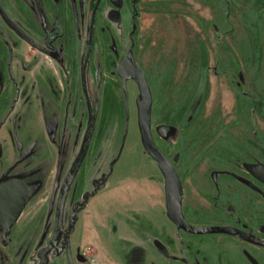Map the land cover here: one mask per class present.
<instances>
[{
    "label": "rangeland",
    "instance_id": "1",
    "mask_svg": "<svg viewBox=\"0 0 264 264\" xmlns=\"http://www.w3.org/2000/svg\"><path fill=\"white\" fill-rule=\"evenodd\" d=\"M69 2L0 0L39 44L41 21L66 29L47 57L0 19V185L33 190L5 242L0 230V264H264V185L251 173L264 166V0H124L113 20L103 5L88 50ZM132 45L186 219L250 238L177 234L141 142L140 91L117 75Z\"/></svg>",
    "mask_w": 264,
    "mask_h": 264
},
{
    "label": "water",
    "instance_id": "2",
    "mask_svg": "<svg viewBox=\"0 0 264 264\" xmlns=\"http://www.w3.org/2000/svg\"><path fill=\"white\" fill-rule=\"evenodd\" d=\"M4 21L20 37L27 39L21 29L11 22L0 8ZM118 77L126 88L128 82H135L140 91L141 107L138 112V126L141 142L145 152L158 166L165 181V190L168 196V219L176 226L177 232L205 236L227 235L247 236L243 231L229 227H196L187 222L183 212L184 189L181 177L170 159L157 146L152 132L153 96L150 84L145 73L136 61L133 47L117 70ZM167 130H160L161 136L166 135ZM252 175L264 183V166L251 168ZM33 197L32 188L24 181L12 178L0 186V229L3 232V242L14 228L26 206Z\"/></svg>",
    "mask_w": 264,
    "mask_h": 264
},
{
    "label": "flooded vegetation",
    "instance_id": "3",
    "mask_svg": "<svg viewBox=\"0 0 264 264\" xmlns=\"http://www.w3.org/2000/svg\"><path fill=\"white\" fill-rule=\"evenodd\" d=\"M68 2H69V0H68ZM106 2H107L106 0H81L79 2V5L72 4L70 2H69V4H67L68 5V12H69L68 16L72 19V21H70L69 18L67 17V21L72 22V24L74 25V27L77 29L78 36L80 38L79 40H81V36H82V30H81V28H82V26H86V33H87V36H86L87 37L86 50L92 49V47L96 43V40H94V39H95L96 26H97V22H98V14H100L103 11V8L102 7H103V5L107 4ZM111 2H112V4H114V6H115L116 9H115L114 12L113 11L111 12V10H109L110 7L108 5H105L106 10H107L106 11V17L107 18L108 17H111V19L113 20V17H118L117 14L119 15V17L121 16V13L123 11V6H124V0H111ZM131 2L134 4V3H136V0H131ZM107 7H109V8H107ZM0 8H1V6H0ZM1 10L5 13V11L2 8H1ZM5 15L7 16L6 13H5ZM7 18L21 29V31L24 33V35L27 37V39H24V38L20 37L13 29H11L9 27V25L4 21L3 16L0 13V19L3 22V24L15 36H17L19 39H21L23 42H25L32 50H35L39 54L45 55L47 57H51V56H56L57 58L59 57V54H60L62 48H61V46H59L58 43L61 42V40L66 35L65 34L66 33V31H65L66 29L62 25V23L59 21V19L55 18L52 21V26L51 27H48L47 22L45 20L41 21V23L43 24V27H42L43 34L42 35H43V42L44 43L43 44H39L33 38H31L29 35H27L22 30V28L19 26V24L17 22L11 20L8 16H7ZM132 47H133V45H132ZM88 62L89 61H86L85 62V65H84V63L82 64L86 70H87V67H88ZM86 70L83 73V79L86 77ZM88 97L91 100L90 96H88ZM10 179H12V178H10ZM260 183H262L264 185L263 182L260 181ZM184 216H185V214H184ZM187 222L190 223L188 220H187ZM196 227H198V226H196ZM211 227H216V226H211ZM246 228L247 227L244 226V229L243 230H241V229H239V230L243 231L247 235V236H242V237L250 238L251 237V234H249V233H247L245 231ZM176 232H177V229H176ZM180 232H183V231H180ZM9 234H8V236H9ZM177 234H178V232H177ZM186 234H188V233H186ZM193 236H196V235H193ZM2 241H3V237H2Z\"/></svg>",
    "mask_w": 264,
    "mask_h": 264
},
{
    "label": "trees",
    "instance_id": "4",
    "mask_svg": "<svg viewBox=\"0 0 264 264\" xmlns=\"http://www.w3.org/2000/svg\"><path fill=\"white\" fill-rule=\"evenodd\" d=\"M85 198H86V199H88V198H89V196H86Z\"/></svg>",
    "mask_w": 264,
    "mask_h": 264
},
{
    "label": "crops",
    "instance_id": "5",
    "mask_svg": "<svg viewBox=\"0 0 264 264\" xmlns=\"http://www.w3.org/2000/svg\"><path fill=\"white\" fill-rule=\"evenodd\" d=\"M166 214H167V212H166Z\"/></svg>",
    "mask_w": 264,
    "mask_h": 264
}]
</instances>
